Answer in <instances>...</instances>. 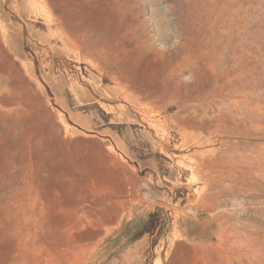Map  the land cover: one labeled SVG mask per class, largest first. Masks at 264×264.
Listing matches in <instances>:
<instances>
[{"label":"rangeland","instance_id":"374dc122","mask_svg":"<svg viewBox=\"0 0 264 264\" xmlns=\"http://www.w3.org/2000/svg\"><path fill=\"white\" fill-rule=\"evenodd\" d=\"M177 7L0 0V264H264V0Z\"/></svg>","mask_w":264,"mask_h":264},{"label":"bare ground","instance_id":"6f19581e","mask_svg":"<svg viewBox=\"0 0 264 264\" xmlns=\"http://www.w3.org/2000/svg\"><path fill=\"white\" fill-rule=\"evenodd\" d=\"M162 1H164V3H166L167 5H168V9H169V13H170V15L172 16V15H174L175 13H176V11H177V5H179V7H186L187 8V11H189V12H182L181 11V14L183 15V16H185V18H187V19H191V20H193L194 22H196V21H200V22H207L208 20H210V19H212V18H215L216 20H217V18H219L224 12H226V11H228L230 8V5L232 4V3H236V2H238V0H177V2H178V4L177 5H174V3H173V1L172 0H162ZM176 2V1H175ZM176 2V3H177ZM239 6V5H238ZM177 7V8H176ZM250 7H251V5H250ZM139 8V7H138ZM240 8V7H239ZM239 8H237V10H235L234 11V13H237V12H239ZM180 9V8H179ZM178 9V10H179ZM183 8H181V10H182ZM184 10V9H183ZM177 14V17H178V13H176ZM175 14V15H176ZM181 15V16H182ZM235 15V14H234ZM182 16V17H183ZM244 17V16H243ZM245 18V17H244ZM248 18V17H247ZM183 19V18H182ZM240 19V18H239ZM243 19V18H242ZM229 20V19H228ZM241 20V19H240ZM244 20V19H243ZM224 21V20H223ZM247 21V20H246ZM260 21V20H259ZM222 22V21H221ZM248 22V21H247ZM250 22V21H249ZM223 23V22H222ZM238 23H240V22H238ZM244 23L246 24V22L244 21ZM220 24V23H219ZM237 25V24H236ZM235 25V26H236ZM242 25V24H241ZM227 26V25H226ZM239 26V25H238ZM207 27V26H206ZM214 26H212V27H210V28H213ZM181 28V27H180ZM226 28V27H225ZM206 29V28H205ZM208 29V28H207ZM184 30V29H183ZM201 30V29H200ZM219 30H221V29H219ZM227 31V30H226ZM185 32V31H184ZM181 34V33H180ZM205 34H206V32H205ZM226 34V33H225ZM255 35V34H254ZM169 37V36H168ZM183 41V40H182ZM220 54V53H219ZM221 56V55H220ZM222 57V56H221ZM220 57V58H221ZM219 59V58H218ZM217 59V60H218ZM222 61V60H221ZM239 63V62H238ZM230 66L232 67V65L230 64ZM182 68V67H181ZM240 69V68H239ZM208 71V70H207ZM211 71V70H210ZM213 71V70H212ZM226 72H228L229 73V71H226ZM231 72V71H230ZM223 73V72H222ZM232 74V73H231ZM213 75V74H212ZM263 75V74H262ZM178 76V75H177ZM204 77V76H203ZM213 77H214V75H213ZM227 77V76H226ZM229 77V76H228ZM259 78H260V76H259ZM258 78V79H259ZM217 79V78H216ZM244 81V80H243ZM221 82V81H220ZM241 82V81H240ZM248 81H246V83H247ZM264 82V81H263ZM217 83V82H216ZM226 83V82H225ZM252 83L254 84L255 82H251V86H252ZM258 83V82H257ZM243 84V83H242ZM250 83H248V85H249ZM123 85V84H122ZM259 85H260V83H259ZM248 87V86H247ZM255 87V86H254ZM123 89V88H122ZM215 89V88H214ZM247 90H250V89H247ZM260 90V89H259ZM222 90H220V92H221ZM232 91V90H231ZM219 92V93H220ZM225 91L223 90V93H224ZM233 92V91H232ZM214 93V92H213ZM223 93H222V96H223ZM226 93V92H225ZM229 93V92H228ZM208 94H210V93H208ZM215 94V93H214ZM213 94V95H214ZM227 94V93H226ZM226 94H225V97H226ZM221 95V94H220ZM218 96V99H220L219 97H221V96ZM125 96V95H124ZM217 96V95H216ZM258 96H260V91H259V93H258ZM210 97V101H211V96H209ZM208 97V98H209ZM232 97V96H231ZM238 97V96H237ZM125 98V97H124ZM223 98V97H222ZM240 98V97H239ZM242 98V97H241ZM251 98V97H250ZM215 99V98H214ZM249 100V99H248ZM264 100V99H263ZM234 101H237V100H234ZM241 102V101H240ZM243 102V101H242ZM244 102H246V101H244ZM254 103V102H253ZM236 104V103H235ZM240 104V103H239ZM238 104V105H239ZM241 104H245V103H241ZM228 105V104H227ZM248 105H249V103H248ZM247 105V106H248ZM252 105V104H251ZM142 106V105H141ZM245 107H246V105H244ZM149 107V106H148ZM227 107V106H226ZM262 107V106H261ZM264 108V107H263ZM220 109V108H219ZM227 109V108H226ZM228 110V109H227ZM260 110V109H259ZM145 111V110H144ZM242 114V113H241ZM251 114V113H250ZM143 115V114H142ZM255 115V114H254ZM180 116V115H179ZM234 116V115H233ZM232 116V117H233ZM252 116V115H251ZM228 117V116H227ZM229 117H231V116H229ZM243 117V116H242ZM254 117V116H253ZM259 118V117H258ZM261 118V117H260ZM264 118V117H263ZM262 118V119H263ZM187 119V118H186ZM191 119V118H190ZM227 118H225L224 117V120H226ZM231 119V118H230ZM229 119V120H230ZM244 119H245V116H244ZM182 120V119H181ZM259 120V119H258ZM188 121V120H187ZM205 121V120H204ZM207 121V120H206ZM221 121V120H220ZM232 121H234V120H232ZM255 121V120H254ZM254 121H253V123H254ZM197 122V121H196ZM223 122V121H222ZM249 122H250V120H249ZM189 123H190V121H189ZM192 123V122H191ZM194 123V122H193ZM225 123V122H224ZM226 124V123H225ZM233 124V123H232ZM237 124V123H236ZM242 124V123H241ZM245 124V123H244ZM151 125V124H150ZM209 125H210V123H209ZM235 125V124H234ZM240 125V124H239ZM254 125H256V124H254ZM192 126H193V124H192ZM247 126V125H246ZM158 127V126H157ZM194 127H195V125H194ZM212 127V126H211ZM239 127H241V126H239ZM250 127V126H249ZM255 127V126H254ZM264 127V126H263ZM224 128V127H223ZM242 128H243V126H242ZM241 128V129H242ZM230 129V128H229ZM155 130V129H154ZM204 130V129H203ZM224 130H225V128H224ZM240 130V129H239ZM248 130V129H247ZM253 130V129H252ZM255 131V130H254ZM220 132V131H219ZM223 132V130L221 131V133ZM224 132H226V133H228L227 132V130L226 131H224ZM251 132V131H250ZM249 132V134H258V138L259 139H264V128H263V131L262 130H260L258 133H256V131L253 133V131H252V133H250ZM215 133V132H214ZM240 135V134H239ZM246 135V134H245ZM250 137V136H249ZM254 137V136H253ZM252 137V138H253ZM242 139V138H241ZM235 140H236V138H235ZM242 141V140H241ZM239 143V142H238ZM244 144H245V142H244ZM232 145V144H231ZM230 145V146H231ZM235 145V144H234ZM238 146H241V145H238ZM245 146V145H244ZM246 146H248V145H246ZM250 147H252V146H250ZM254 147L256 148L257 146H255L254 145ZM235 148V147H234ZM245 148V147H244ZM243 148V149H244ZM227 149V148H226ZM263 149V151L262 152H260V153H258V155H256V156H252V158H254L253 159V161H255V159L258 157V159L260 158V159H263V161H264V148H262ZM254 151V150H253ZM256 151V150H255ZM261 151V150H260ZM257 152V151H256ZM245 153V152H244ZM244 155V154H243ZM250 156V155H249ZM247 157V158H250V157ZM243 157H245V160H247L246 159V156L244 155ZM243 157L242 158H239V159H243ZM249 160V159H248ZM206 161V160H205ZM204 161V162H205ZM240 161V160H239ZM257 161V160H256ZM259 161V160H258ZM207 162H209V161H207ZM250 162V161H249ZM260 162V161H259ZM262 162V161H261ZM260 162V163H261ZM215 163V162H214ZM208 163H206V165H207ZM217 164V163H216ZM248 164H250V163H248ZM256 164V163H255ZM252 165V164H251ZM250 165V166H251ZM250 166H249V168H250ZM252 167H256V166H252ZM264 167V166H263ZM209 168V167H208ZM203 169V168H202ZM243 169V168H242ZM253 169V168H252ZM234 170V169H233ZM250 170H251V168H250ZM236 171V170H235ZM243 171V170H242ZM249 171V170H248ZM249 173H250V171H249ZM251 175V174H250ZM252 176V175H251ZM234 178V177H233ZM206 179V178H205ZM208 180V179H207ZM235 184V183H234ZM232 186V185H231ZM245 186H246V184H245ZM237 188V187H236ZM220 191V190H219Z\"/></svg>","mask_w":264,"mask_h":264}]
</instances>
